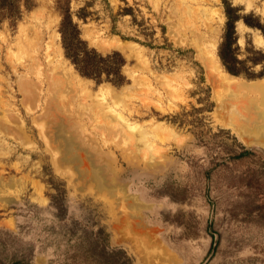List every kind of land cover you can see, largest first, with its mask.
<instances>
[{"label": "rangeland", "instance_id": "obj_1", "mask_svg": "<svg viewBox=\"0 0 264 264\" xmlns=\"http://www.w3.org/2000/svg\"><path fill=\"white\" fill-rule=\"evenodd\" d=\"M228 1L241 16L239 57L264 50L242 18L263 22L264 0ZM68 7L90 48L123 56L122 85L81 75L65 56ZM226 22L223 0H27L0 11V264H264V146L225 122L192 44L215 38L227 74L264 81L225 69ZM117 40L132 50L109 47ZM36 59L84 80L69 111H47L44 86L21 89L40 80Z\"/></svg>", "mask_w": 264, "mask_h": 264}, {"label": "bare ground", "instance_id": "obj_2", "mask_svg": "<svg viewBox=\"0 0 264 264\" xmlns=\"http://www.w3.org/2000/svg\"><path fill=\"white\" fill-rule=\"evenodd\" d=\"M194 41H196L195 42L196 44L195 43H192V44L197 46V47L196 46L194 47L199 49L198 53L200 57L203 58V60L205 61V64H206L205 67H207L208 76H209L208 78L209 79L212 78L214 97L218 102V109L221 111L222 113L221 115H223L225 119L227 118V121L225 122L229 124V126L232 127L233 130H235L238 134H240L243 137V140L245 139L247 143L251 142L248 137H251V138L256 137L257 143L264 146V81L260 80V81L246 82L239 78H236V77H233L227 74L222 68L220 61L216 55L217 40L215 38L209 40L206 43H203L200 40L197 41V39ZM103 46L104 45H102V47ZM109 47L116 48L119 51H122L126 54L127 52L129 53L132 50L131 47L127 43H124L120 40L113 41L112 43L109 44ZM39 59H36V66L40 70L39 76H38V79L40 80L38 81V83H36L37 85L32 82V79L31 81L29 80L28 82L21 81L19 83L21 89L23 88L25 89V91L27 90L28 92L32 88L43 90L42 87L44 86L45 90L47 91L46 92L44 90L46 92L45 94L46 98L44 96V99H45L47 111H49L50 113L53 111L54 113H57V114L61 113V111H69V108H71L69 107V105L73 104V101L75 102V100L78 97L77 95H79V93L86 94L85 89L87 87L85 85L84 80L80 78L77 75V73L73 72L70 68L66 67L65 64H63L62 62H59L58 64H53L52 62H50L51 61L50 60L49 62L43 64L42 62H40ZM30 68H33V67L30 66ZM29 87L31 88L29 89ZM33 91L36 92L37 90H33ZM27 92H26V95H27ZM29 92L30 94H32L31 93L32 91H29ZM112 93L114 96L118 95V92H116L115 89L113 88H112ZM81 99L83 100L84 98H81ZM81 105H83V103ZM66 141L67 143L65 145V151H66L65 155L69 159H76L75 151H76L77 144L74 143V139L73 140L67 139ZM102 173H103L102 171L96 172V176L94 177L98 185L100 184L104 185L103 184L104 180H102V175L104 173L103 174Z\"/></svg>", "mask_w": 264, "mask_h": 264}, {"label": "trees", "instance_id": "obj_3", "mask_svg": "<svg viewBox=\"0 0 264 264\" xmlns=\"http://www.w3.org/2000/svg\"><path fill=\"white\" fill-rule=\"evenodd\" d=\"M27 0H0V11L4 10L10 14H15L19 10L21 3ZM227 16L226 29L223 42L220 45L219 57L225 69L236 76L245 75L247 78L255 79L264 77V50L254 49L247 46L245 57L240 58L238 48H236V26L235 23L241 18L238 8L234 7L228 0H223ZM85 9L77 12V16L85 21ZM245 24L257 29L264 36V21L259 16L250 14L242 17ZM63 48L65 56L72 62L77 71L98 82L109 81L115 85H122L125 77L122 73L124 58L119 52H112L103 55L95 48H90L86 41L81 39L77 23H74L69 7L63 12L60 25ZM260 65L261 70L255 73L250 67Z\"/></svg>", "mask_w": 264, "mask_h": 264}]
</instances>
